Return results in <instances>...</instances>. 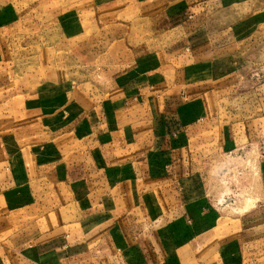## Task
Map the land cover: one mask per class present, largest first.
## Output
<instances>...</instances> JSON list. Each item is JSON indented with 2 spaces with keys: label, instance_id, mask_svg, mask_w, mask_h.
Masks as SVG:
<instances>
[{
  "label": "crops",
  "instance_id": "1",
  "mask_svg": "<svg viewBox=\"0 0 264 264\" xmlns=\"http://www.w3.org/2000/svg\"><path fill=\"white\" fill-rule=\"evenodd\" d=\"M178 1L168 0L166 13L181 27L178 47L163 60L137 59L130 84L106 81L113 101L96 103L83 88L80 99L67 86L70 94L58 99L56 66L47 70L43 59L33 72L20 71L31 79L0 100L13 110L0 116V264H264V79L256 77L264 68L257 66L264 0ZM7 2L0 0V27L19 19ZM48 8L36 2L23 12L43 24ZM79 17L61 12L65 35L81 26ZM77 79L89 85L86 71ZM223 100L233 119L242 111V133L258 144L263 193L249 211L239 207L245 198L222 207L241 214L240 232L216 244L225 218L207 201L198 170L184 168L200 157L193 143L218 120ZM233 125L216 137L225 152L238 146ZM178 235L186 241L175 247Z\"/></svg>",
  "mask_w": 264,
  "mask_h": 264
},
{
  "label": "rangeland",
  "instance_id": "2",
  "mask_svg": "<svg viewBox=\"0 0 264 264\" xmlns=\"http://www.w3.org/2000/svg\"><path fill=\"white\" fill-rule=\"evenodd\" d=\"M7 1V4L12 1L11 4L16 6L19 19L15 25L0 27V41L4 42V44H0V54L6 56L0 60V77H2L0 100L5 99L16 86L21 84V81L31 79L26 78L29 76L27 74L20 78V71L33 72L43 59L41 62L49 66L47 70L53 66V63L56 66L58 76L56 78L57 85L54 89H56L58 99L65 98L67 93L70 94L69 88L66 89L67 86L74 90V96L80 95V99H82L81 94H84L81 91L83 88L93 90V95L90 94V96L96 103L106 99L113 101L114 94H104L103 92L106 81L110 80L113 83L114 80L121 78L125 84H130L131 70L140 66L139 64L137 67L135 66L136 60L146 59L148 55L151 58V55L159 56L158 60H163L161 57L165 58V52L178 47L177 41L182 32L180 26L175 28V24L170 25L166 20L168 7L173 5L169 6L168 0ZM184 1L186 0H179L176 4H182ZM36 2L41 4L44 10L48 6L51 7L48 8L50 12L46 14L47 17L44 13L42 14V17L47 19L43 24L33 23L28 14L23 12V9L26 10L29 4ZM71 8L79 13L81 26L74 28L71 30L72 33L65 35L64 28L59 24L58 18L63 10ZM211 13L213 12L208 14L210 16L207 19L212 20L213 24H217L213 20L215 14ZM215 13L220 14V12ZM98 41L99 43H97ZM186 58L183 61L179 59L176 64L180 65L191 61L190 59L187 61ZM260 64L255 65L259 67L264 65L263 62ZM82 70L86 71V78L89 80V85L86 84V87L82 83V87L78 86L77 75ZM68 73H70L69 77ZM259 73L261 76L256 74L257 80L264 79V68L259 70ZM45 74L49 75L46 72ZM44 78H48V76L41 77V79ZM33 80L36 81L37 79L33 78ZM70 80L73 81L70 82ZM143 82H145L144 74L138 77L137 84ZM220 82L224 83V80ZM22 92L26 95L24 90ZM17 93L19 92H15V94ZM23 93H19L20 98L24 95ZM235 95L238 96L239 94ZM15 107L17 111L19 106ZM229 107L230 105L224 100L221 102L218 120H213L209 124V129L204 130L201 138L193 143L195 148L200 150V157L196 158L195 164L184 168L185 173L198 170V176L202 180V190L207 201L216 214L221 217L220 219L225 218L224 221L219 222L223 227L220 229L221 234L217 238L216 244L231 237L232 231L237 229V232H240L239 219L241 214H225L223 212L231 209L222 207L239 204L245 198V203L239 207L242 206V210H251L257 206L263 193L258 173V163L261 158L258 144L253 140L247 142L242 133L243 122L238 118L242 116V111L237 113L233 119L231 113L228 112ZM11 110L7 108L5 111V108H0V116L9 118L13 113ZM208 111L210 112V107H208ZM10 113L11 115H9ZM233 123L238 146L233 152H225L217 145L216 137L220 129L222 130L225 126L229 128ZM222 196H225L224 200L219 201ZM255 198H258V201L254 206L252 201ZM234 207L236 208V205ZM67 210L64 209L63 211L67 212ZM58 221H60L59 218L50 222L49 225ZM186 223L193 224L191 219H188ZM185 238V236L179 235L174 236V238L171 237L174 239L175 247L177 244L186 241ZM249 255L250 253L246 249L245 256L248 258Z\"/></svg>",
  "mask_w": 264,
  "mask_h": 264
}]
</instances>
